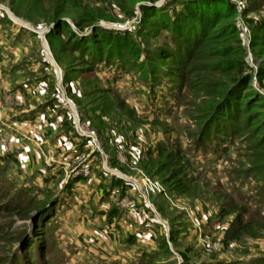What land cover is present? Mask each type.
I'll return each instance as SVG.
<instances>
[{
    "label": "rangeland",
    "instance_id": "374dc122",
    "mask_svg": "<svg viewBox=\"0 0 264 264\" xmlns=\"http://www.w3.org/2000/svg\"><path fill=\"white\" fill-rule=\"evenodd\" d=\"M160 1L147 5L171 12L192 0H163L156 6ZM81 2L95 12L96 19L78 29L73 17H61L72 31L82 36L99 28L97 35L89 36L93 42L104 32L128 33L141 50L137 64H129L123 72L101 65L76 69L77 52L72 53L67 43L70 30L54 31L51 43L46 38L59 19L63 0H0V115L23 118V113L37 111L38 105L47 103L44 121L50 124L40 126L41 145L28 141L27 159L23 154H10L13 162L8 172L15 179L8 199L24 186L23 191H28L22 195L31 197L33 204L19 213L0 212V226H10V238L14 239H0L1 264H12L14 254L23 258L28 246L34 254L43 252L35 264H108L106 258L128 261L148 245L157 252L147 264L264 262V226L259 225L254 236L226 240V232L238 216L244 222H254L240 203L232 207L227 202L232 199L233 181L256 165L250 163V156L258 153L249 143L235 139L221 157L209 155L211 161L200 158L192 166L180 161L184 190L164 183L169 176V170L162 167L166 159L155 154L161 148L177 152L194 139L198 131L194 118L200 121L199 108L204 104L200 99L207 95L180 90L171 113L156 112L142 83L149 67L140 65L158 63V52L170 44L169 34L148 28L146 10L141 8L144 2ZM232 4L238 11L240 41L234 46L239 48L243 72H231L225 81L236 80L233 88L238 89L240 82L250 77L247 87L264 98V77L259 74L264 70V53L251 45L254 31L247 21L264 23V0ZM66 69L70 83L65 89ZM3 82L11 83L8 91L2 92ZM24 84L33 85L28 94L11 93ZM102 90L103 96L96 94ZM62 96L71 107L61 105ZM75 115L83 131H94L93 146H86L79 137ZM82 142L84 147H78ZM117 180L123 182V188L115 187ZM47 201L46 211L39 214L36 203ZM221 205L225 210L235 208L237 213L220 219L217 212ZM128 240L134 242L130 245ZM183 254L189 263L183 261Z\"/></svg>",
    "mask_w": 264,
    "mask_h": 264
},
{
    "label": "trees",
    "instance_id": "16d2710c",
    "mask_svg": "<svg viewBox=\"0 0 264 264\" xmlns=\"http://www.w3.org/2000/svg\"><path fill=\"white\" fill-rule=\"evenodd\" d=\"M63 1L65 4L57 14L59 19L53 22L54 28L46 34V38L51 43L54 31L70 30L67 43L72 53L77 52L79 64L76 69H95L101 65L123 72L128 70L129 64H137L141 50L132 36L128 33L104 32L101 36H95L93 42L89 36L97 35L99 28H94L82 36L76 35L68 22L61 17L67 15L73 17L76 27L82 29L85 22H93L96 19L95 12L81 0ZM114 1L118 3L127 0ZM137 1L144 2L141 8L146 10L145 22L148 28L153 31L164 30L170 38L169 46L165 45L158 52V63H151L149 66L146 62H141V67H147V69L149 67L146 72L144 71L147 73L146 81L142 82L145 86L146 99L151 102L156 112L168 114L174 107V99L182 94L180 90L202 92L207 95L200 99L204 102L199 108L200 121L199 118H194L198 130L194 139L177 152L171 153L164 148L156 152V158L165 157L166 162L162 163V167L169 170V176L164 178L163 182L173 185L177 190H184L186 182L183 170L178 168L180 161L182 165L192 166L194 162H199L200 158L211 161L209 155L221 157L229 150L235 139L249 143L254 152L258 153V156L256 154L250 156V163L256 165L246 169L238 179L233 181L231 185L233 196H230L232 199L227 202V205L240 203L242 205L240 207L253 216L254 222H244L240 219L241 216L237 215L238 217L226 232V240H238L245 235L254 236L260 228L259 225L264 226V98L254 90H249L247 83L250 82V77L240 82L238 89L233 88L237 83L236 80L225 81L224 78L231 72L236 75L243 72L240 69L243 61L239 56V48L234 46L240 41L236 22L238 11L229 0H192L178 10L172 9L171 12L162 10L161 7L147 5L156 0ZM77 11L82 12L83 15H78ZM247 21L251 23L254 31L251 45L262 49L264 53V23ZM142 33L143 30H140L139 35ZM81 40L85 41L84 44ZM66 72L67 69L63 71L65 89L70 83ZM259 74L264 77V70ZM222 78L224 80H221ZM242 85L245 87L243 91H240ZM103 93V90L100 93L96 92L102 96ZM241 116H244L242 120H240ZM78 147H84V142ZM11 165L10 155H0V198L3 199L0 212L19 213L25 209L30 210L29 207L33 203H30L31 197L22 195L28 191H23L24 186L17 190L15 196L8 199L9 192L12 193L13 188L11 183L15 179L8 172ZM118 181L115 187L123 188V182ZM75 183L76 180L70 187ZM49 203L48 201L44 204L36 203L39 214H44ZM231 208L225 210L221 205L217 216L221 219L237 213L235 208ZM253 225L256 226L252 228ZM9 229L10 226H0V239L3 242L14 240L10 238L12 233ZM127 242L131 245L134 241ZM142 247L144 248L138 250L139 256L131 260L124 261L118 258L108 261L109 258H106L105 262L147 264L148 259H152L157 250L153 251L154 247L149 245ZM29 249L30 246L26 248V256L23 258L14 254L12 264H35V258L41 259L43 252H38L40 255L34 254ZM182 258L185 263H189V258L185 254ZM1 262L0 255V264ZM211 263L227 264L216 260H212ZM249 264H255V262Z\"/></svg>",
    "mask_w": 264,
    "mask_h": 264
},
{
    "label": "crops",
    "instance_id": "0c3cea01",
    "mask_svg": "<svg viewBox=\"0 0 264 264\" xmlns=\"http://www.w3.org/2000/svg\"><path fill=\"white\" fill-rule=\"evenodd\" d=\"M3 83L1 84L2 92L5 91V88L8 91L9 89L7 88L8 86L11 85V83L10 82H3ZM32 86L33 85L26 86L24 84L23 86L16 87L17 89L15 90L14 88L11 89V93L17 92L19 96L22 95L21 92L28 94L30 91L29 88L33 89ZM2 100H4L3 95H2ZM46 106H47V103L38 105L37 108H35L37 111L26 110L28 111V113L27 114L23 113L22 114L24 116L23 118L15 117L14 119H12L10 117H5V116L3 117V115H0V136L4 137L5 139L3 142H0V155L1 156L3 155L8 156L10 154H14V156L19 155L20 157V155L23 154V157H25L24 159H27L28 156L30 155V149H31L30 143H28V141L34 142L36 145H39V142H40V145L42 144L43 134H41L39 131L40 126L45 128L47 127V125H50L49 122L47 123L46 121H44L45 120L44 112H45ZM36 112L38 114H35ZM31 122H34V123H31ZM51 124H54V123H51ZM44 131H45V134L47 135L48 130L46 129ZM24 139H27V141ZM70 143L73 144V142H70ZM16 153L18 154L16 155ZM32 153H33V150H32ZM11 160L13 162V158Z\"/></svg>",
    "mask_w": 264,
    "mask_h": 264
},
{
    "label": "built area",
    "instance_id": "2783aa9c",
    "mask_svg": "<svg viewBox=\"0 0 264 264\" xmlns=\"http://www.w3.org/2000/svg\"><path fill=\"white\" fill-rule=\"evenodd\" d=\"M229 1L232 2V3H237V0H229ZM61 98H62V100H60V98H59V102L61 103V105L65 106V107H67L69 105L71 107L70 101L65 100V98L63 96ZM74 117H75L74 121H75V125H76L75 129L78 130L79 137H82L84 139L86 146H88V147L89 146L90 147L93 146L96 143V135H95L94 131H90L88 129H84V131H83L81 129V127L78 126L79 125V122H78L79 120H78L77 115H75ZM4 140H5L4 137L0 136V142H3Z\"/></svg>",
    "mask_w": 264,
    "mask_h": 264
},
{
    "label": "water",
    "instance_id": "95a60500",
    "mask_svg": "<svg viewBox=\"0 0 264 264\" xmlns=\"http://www.w3.org/2000/svg\"><path fill=\"white\" fill-rule=\"evenodd\" d=\"M163 3V0L160 2H157L156 6L161 5Z\"/></svg>",
    "mask_w": 264,
    "mask_h": 264
}]
</instances>
